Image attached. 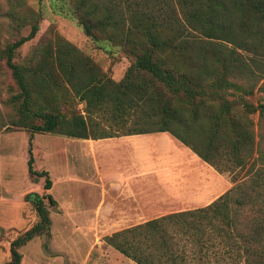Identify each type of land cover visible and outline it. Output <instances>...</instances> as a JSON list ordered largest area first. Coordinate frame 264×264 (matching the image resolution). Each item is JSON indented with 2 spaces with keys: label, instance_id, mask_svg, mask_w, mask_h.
Returning a JSON list of instances; mask_svg holds the SVG:
<instances>
[{
  "label": "rangeland",
  "instance_id": "obj_1",
  "mask_svg": "<svg viewBox=\"0 0 264 264\" xmlns=\"http://www.w3.org/2000/svg\"><path fill=\"white\" fill-rule=\"evenodd\" d=\"M84 1L0 0V263L9 259L11 241L38 220L35 205L25 197L31 192L40 195L50 193L56 205L52 206L44 199L51 221L49 233L42 232L19 248L22 254L20 264H137L106 243L104 237L121 226L131 227L146 221L143 218H95L93 213L84 211L83 206L87 202L82 201L91 202L96 196L89 182L93 179L100 181L97 167L102 175L113 171V168L116 170L118 165L115 161L118 155L112 156L109 148L101 146L95 155L89 148L63 139L70 136L36 132L32 135L31 143L33 167L49 172L51 188H44V177L28 173L29 126L39 124L41 120L32 117L26 120L25 125L20 123L19 110L23 97L19 96L21 89L6 63L10 44L28 36L37 24L34 36L15 49L13 54V61L25 69L33 100L30 108L46 111L51 92L63 114H81L85 118L90 136L122 133L125 131L124 124L114 118L118 114L122 117L119 120L129 116L126 110H118L110 102L103 103L98 110L88 108L86 102L63 80L59 60H79L83 69L89 67L102 79L113 82L127 77L133 82H151L150 74L132 66L136 55L147 46L148 39L156 37L161 43L153 58L167 68H177L193 75L190 83L193 88H196L193 83L197 81V68L186 61L185 56L207 61L212 74H220L225 69L220 61L214 62V65L211 63L217 57L228 54L231 43L215 37L206 38L203 32L192 29L176 0H103L104 4L98 10L84 7ZM86 12H90L92 16L88 14L87 17L97 23L92 35H86L81 24L84 18L80 14L86 16ZM210 25L207 24L208 27ZM178 34L181 35L180 41ZM182 39H189L190 45H182ZM214 44L221 52L214 54ZM237 51L242 59L252 64V51ZM252 68L257 74L264 72V64L259 61L254 62ZM50 74L57 83L50 79ZM46 77L49 89L42 90V87H38L39 81ZM227 78L232 80L231 77ZM208 84L201 86L206 94L211 92ZM152 90L156 93L162 91L161 94L171 98L170 114L175 112V108L182 111V117H170L171 130L201 151H206L208 145L211 150H217L221 154L218 158L220 161L227 160L226 156L231 154L235 141L243 140L248 134L255 136V142L257 135L261 136L264 145V112L245 111L239 101L234 102L237 97L233 89L228 88L229 93L224 97L207 95L205 104L199 107L197 102L190 104L191 101H186L188 99L167 91L159 82H155L152 88L136 94L132 99V106L127 108V111L135 110L130 115L132 119L135 115H143L142 110H150ZM193 100L197 101L198 96ZM247 100L254 105L264 103V74L257 80L254 94ZM224 106H229V111L224 109L223 117L215 122L214 117L223 113ZM239 121L245 126L239 125ZM132 122L129 119L130 125ZM227 161L231 166L228 167L230 171L216 170L225 183V191L244 183L249 177V162L241 167L235 166L233 157ZM101 177L103 181L107 180ZM116 221L123 223L118 226L114 224ZM185 244L188 250L186 264L226 263L216 261L215 257L209 258V261L207 257L200 259L190 250V243L185 241Z\"/></svg>",
  "mask_w": 264,
  "mask_h": 264
},
{
  "label": "trees",
  "instance_id": "obj_2",
  "mask_svg": "<svg viewBox=\"0 0 264 264\" xmlns=\"http://www.w3.org/2000/svg\"><path fill=\"white\" fill-rule=\"evenodd\" d=\"M84 2L82 3L84 7L88 9L93 7V10H98L104 4L103 0H85ZM176 2L183 16L196 32H203L206 38L215 37L231 43L230 52L217 57L218 59L211 63L214 65V62L220 61L221 67L225 68L224 71L220 74H212L207 61H199L195 59V56H185L184 59L192 62L197 68V81L193 85L199 88H193L190 86L193 75L178 71L177 68H167L153 58L161 43V40L156 37L148 39L147 46L136 55L132 67L150 74L153 85L159 82L167 91L183 96L188 99L186 101H191L190 104L197 102L201 107L205 104L207 95L224 97L229 93L227 90L230 88L234 90L233 94L237 97L234 102L239 101L245 111L264 112V103L254 105L247 100V97L254 94L256 82L264 74V72L257 74L252 68V64L257 61L264 64V0H176ZM108 8L110 10V7ZM88 14L91 15L90 12H86V16L80 14L84 18L81 24L85 34L92 35L97 23L87 17ZM207 24H211V27ZM37 29L38 26L35 24L28 36H23L10 44L6 59L12 76L21 89L19 96L23 97L19 110L20 123L25 125L32 117L41 120V123L29 126L28 173L44 177V188L46 190L51 188L49 172L45 169L38 171L33 167L31 143L32 135L36 132L96 139L168 131L219 172L230 171L228 167L231 166L227 160L232 157L235 158V166L244 167L249 162L247 181L232 186L211 203L146 220L106 235L104 241L137 264H186L188 250L185 241L190 243V250L200 259L207 257L209 261V258L215 257L216 261L226 262L223 264H264V145H262L261 136L257 135L256 142L252 134H248L243 140H236L231 154L226 156L227 160L220 161L218 158L221 154L217 150H211L208 145L206 151H201L171 130L170 117L172 119L182 117V111L175 108V112L170 114L171 98L161 94L162 91L156 93L152 90L150 110H142L143 115H135L134 119L130 117L135 111L129 109L127 111V108L132 106V99L136 94L144 93L145 90L152 88V81L138 83L131 81L129 77L120 82L102 79L89 67L83 69L81 67L83 64H79V60L58 61L63 80L81 100L86 102L88 108L98 110L103 103L110 102L115 104L118 110H126L128 118L119 120L122 118L119 114L114 118L115 121L124 124L125 131L120 134L105 133L90 136L85 118L81 114L70 116L63 114L58 109L51 92L47 99L49 104L46 105V111L32 110L30 107L33 100L25 78V69L13 61V54L15 49L34 36ZM178 37L180 41L181 35L178 34ZM181 42L182 45H190L189 39L188 41L182 39ZM237 49L253 52V56L250 57L251 65L242 59ZM213 52L214 54L221 52L216 44L213 45ZM48 76H51L50 79L54 78L51 74ZM227 76L232 80H229ZM47 80V77L40 80L38 87H42V90L49 89ZM53 81L57 83L56 80L53 79ZM206 83H209L210 94H206L201 89V86ZM196 95L197 101L193 100ZM224 109L229 111V106H224L223 113L214 117L215 122H219V118L223 117ZM129 119L133 121L132 125L129 124ZM242 123L240 122L239 125H244ZM253 145L256 146L255 149ZM25 197L35 205L38 220L11 241L10 257L0 264H20L22 254L19 248L42 232L49 233L51 221L44 199L46 198L52 206L56 205V200L50 193L40 195L31 192ZM182 240H184L183 244Z\"/></svg>",
  "mask_w": 264,
  "mask_h": 264
},
{
  "label": "crops",
  "instance_id": "obj_3",
  "mask_svg": "<svg viewBox=\"0 0 264 264\" xmlns=\"http://www.w3.org/2000/svg\"><path fill=\"white\" fill-rule=\"evenodd\" d=\"M63 139L89 148L95 155L101 146L109 148L112 156L118 155L116 170L100 175L97 167L100 181L89 182L95 199L82 201L87 202L84 211L93 213L95 218L149 220L205 206L225 192L219 171L168 131ZM101 176L107 180L103 181Z\"/></svg>",
  "mask_w": 264,
  "mask_h": 264
}]
</instances>
